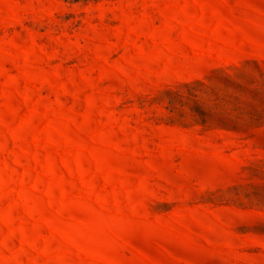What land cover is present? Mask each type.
Listing matches in <instances>:
<instances>
[{"label":"rangeland","instance_id":"rangeland-1","mask_svg":"<svg viewBox=\"0 0 264 264\" xmlns=\"http://www.w3.org/2000/svg\"><path fill=\"white\" fill-rule=\"evenodd\" d=\"M0 264H264V0H0Z\"/></svg>","mask_w":264,"mask_h":264}]
</instances>
